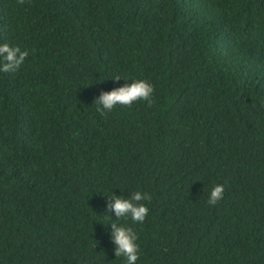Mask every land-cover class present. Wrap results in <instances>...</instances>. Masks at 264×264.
<instances>
[{
    "label": "trees",
    "instance_id": "1",
    "mask_svg": "<svg viewBox=\"0 0 264 264\" xmlns=\"http://www.w3.org/2000/svg\"><path fill=\"white\" fill-rule=\"evenodd\" d=\"M3 43L29 55L0 72V264H125L113 221L136 264H264V0H0ZM132 79L151 104L96 110Z\"/></svg>",
    "mask_w": 264,
    "mask_h": 264
},
{
    "label": "clouds",
    "instance_id": "2",
    "mask_svg": "<svg viewBox=\"0 0 264 264\" xmlns=\"http://www.w3.org/2000/svg\"><path fill=\"white\" fill-rule=\"evenodd\" d=\"M29 53L21 50L19 46H13L8 43L0 44V72H16ZM121 75H115L112 78L119 79ZM126 80L129 78L125 77ZM154 93L153 85L144 79H132L130 83L114 88L110 91H103L94 101L98 112H110L117 105H131L133 102L143 100L151 104ZM224 186L215 184L207 194L206 203L215 205L223 198ZM111 203L108 206L110 213H115V220L130 219L133 223H143L149 214L146 202L151 196L142 191L132 192L130 197L124 195H111L108 197ZM112 216V215H111ZM112 232V241L115 244V256L123 257L125 264H136L139 259L140 247L138 244V234L131 226L109 222Z\"/></svg>",
    "mask_w": 264,
    "mask_h": 264
}]
</instances>
